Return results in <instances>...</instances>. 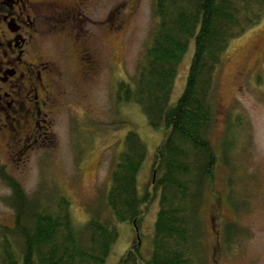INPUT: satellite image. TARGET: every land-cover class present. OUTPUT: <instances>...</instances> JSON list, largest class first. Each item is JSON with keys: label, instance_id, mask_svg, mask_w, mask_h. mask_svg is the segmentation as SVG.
I'll return each instance as SVG.
<instances>
[{"label": "rangeland", "instance_id": "1", "mask_svg": "<svg viewBox=\"0 0 264 264\" xmlns=\"http://www.w3.org/2000/svg\"><path fill=\"white\" fill-rule=\"evenodd\" d=\"M83 2L84 46L93 63L84 74L80 44L71 37L68 45L51 39L53 45L48 49L56 66V103L52 123L45 125L48 138L42 136L21 159L0 162V264H22V240L16 231L17 211L11 200L17 196L15 190L32 203L33 209L36 203L53 205L54 196L55 201L64 198L77 227L95 216L113 224L118 239L106 264L118 262L136 240V233L131 225L114 219L106 197L115 161L130 129L139 134L147 150L137 180L139 194L150 193L138 222L141 250L148 256V237L159 205L152 162L163 129L152 127L138 104L118 99V85L132 83L144 65L157 22L154 0ZM193 45L191 41L178 66L172 105L185 87ZM213 107L208 138L218 163L214 193L209 191L204 200L203 261L264 264V18L230 41L217 72ZM238 202L241 206L237 210ZM227 224L239 228L240 233L231 234L228 248L222 251L218 245ZM11 250L16 262L4 253Z\"/></svg>", "mask_w": 264, "mask_h": 264}, {"label": "trees", "instance_id": "2", "mask_svg": "<svg viewBox=\"0 0 264 264\" xmlns=\"http://www.w3.org/2000/svg\"><path fill=\"white\" fill-rule=\"evenodd\" d=\"M154 13L157 22L144 65L132 83L118 85V99L135 102L152 127L163 129L152 162L159 205L146 256L138 222L150 193L139 194L137 177L147 150L130 129L115 161L106 200L114 219L131 225L136 240L115 264H204L203 207L206 194L214 193L218 163L208 138L217 72L230 41L262 22L264 0H154ZM191 41L194 50L185 87L172 105L178 66ZM14 192L22 264H106L118 239L113 224L95 216L77 227L64 198L55 201L54 196L53 205L36 203L33 209L30 201ZM240 206L238 202L235 209ZM239 233L234 225H225L219 249L226 250L231 234ZM4 253L16 262L12 250Z\"/></svg>", "mask_w": 264, "mask_h": 264}, {"label": "flooded vegetation", "instance_id": "3", "mask_svg": "<svg viewBox=\"0 0 264 264\" xmlns=\"http://www.w3.org/2000/svg\"><path fill=\"white\" fill-rule=\"evenodd\" d=\"M83 3L0 0V162L21 159L42 136L48 138L45 125H51L56 103V66L48 49L51 39L68 45L71 37L80 44L84 74L93 63L84 46Z\"/></svg>", "mask_w": 264, "mask_h": 264}]
</instances>
